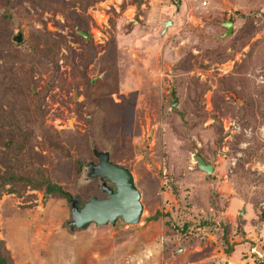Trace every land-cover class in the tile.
<instances>
[{"label": "rangeland", "instance_id": "374dc122", "mask_svg": "<svg viewBox=\"0 0 264 264\" xmlns=\"http://www.w3.org/2000/svg\"><path fill=\"white\" fill-rule=\"evenodd\" d=\"M103 1L0 7L11 39L59 41L18 48L23 145H0V173L17 177L0 191L12 264H264V0ZM92 144L132 171L140 221L71 226L69 197L105 195ZM42 169L52 193L29 180Z\"/></svg>", "mask_w": 264, "mask_h": 264}, {"label": "water", "instance_id": "95a60500", "mask_svg": "<svg viewBox=\"0 0 264 264\" xmlns=\"http://www.w3.org/2000/svg\"><path fill=\"white\" fill-rule=\"evenodd\" d=\"M181 4V0H176V7ZM170 20L164 21V29L170 25ZM222 26L225 27L224 35L231 34L232 22L225 20L222 22ZM85 36L89 34L83 30H79ZM23 34L20 29H15L12 39L15 41L23 40ZM171 105L175 104V92L171 89ZM96 156L99 158V162L89 161L92 170L89 176H98L100 180V188L105 193L106 197L101 198L96 195H92L87 198L82 204L80 203L79 195L75 197H69L71 202V226L87 227L90 223L96 222L102 225H116L117 221L121 218L125 223L132 224L140 221L144 205L141 201V192L134 183L133 173L128 167L120 166L111 160V154L109 151H103L93 149ZM194 158L200 169L210 173L213 171V165L209 160L201 155L199 150H195ZM113 184L114 189L110 188L106 181ZM264 218V211L260 212Z\"/></svg>", "mask_w": 264, "mask_h": 264}, {"label": "trees", "instance_id": "16d2710c", "mask_svg": "<svg viewBox=\"0 0 264 264\" xmlns=\"http://www.w3.org/2000/svg\"><path fill=\"white\" fill-rule=\"evenodd\" d=\"M10 0H0V7L9 3ZM98 0H73V2H82L83 7H86L90 4H93ZM132 2H137L141 4L146 2L147 0H131ZM13 13L8 14L3 17V22H0V145L5 147L6 149H10V147H15L16 145H23L22 137H24V133H22L21 128L19 127V114L17 112L23 111L21 104H14V100L11 103V98H15L16 92H18V87L20 86V80L22 76L17 75L15 66L16 62L22 59L19 55V49L22 46L28 48L33 54L42 56L44 52H47L49 55L50 50H48L47 44L51 46L57 45L59 47V41L54 40L50 37V34L46 33L36 34L34 32L31 33L29 37L23 38L22 42H13L12 39L7 34L5 30V25L3 23L6 20L12 19ZM81 26V25H80ZM83 31L89 32L88 27L81 26ZM45 50V51H44ZM46 94V93H45ZM44 95V94H43ZM45 96H43L40 100L44 101ZM40 104L42 102H39ZM42 108V107H41ZM19 143V144H18ZM8 170L11 166H7ZM239 168L244 171L243 164L239 166ZM36 180L29 179L32 185L35 186H44L46 193H52L57 189L56 184L51 182L44 169L41 170V175L38 176ZM17 179L16 176L6 175L0 173V191L3 188L5 183L11 182V180ZM261 215V214H260ZM0 264H12V260L9 256L7 249L5 248L4 241L0 239Z\"/></svg>", "mask_w": 264, "mask_h": 264}, {"label": "flooded vegetation", "instance_id": "af4514ba", "mask_svg": "<svg viewBox=\"0 0 264 264\" xmlns=\"http://www.w3.org/2000/svg\"><path fill=\"white\" fill-rule=\"evenodd\" d=\"M93 149H98L97 147H95L93 144H92V150ZM98 150H102V149H98ZM107 151V150H106ZM93 153H94V155H96V153H95V151L93 150ZM111 154V153H110ZM111 160L113 161V162H115L112 158H111ZM98 163L99 162V158L97 157V160L96 161H94V163ZM116 163V162H115ZM116 164H118V163H116ZM119 165V164H118ZM120 166H122V165H120ZM92 167H94L93 165H91V164H89V169H88V171L87 172H89L90 173V171L92 170ZM124 167H126V166H124ZM130 169V168H129ZM131 171V170H130ZM94 177H98V176H94ZM98 179V178H97ZM98 181H99V185H100V180L98 179ZM106 183H107V185L110 187V188H112V189H114V186H113V184L111 183V182H109L108 180L106 181ZM96 196H98V194H95ZM99 197H101V198H104V197H106V195H101V196H99ZM89 198V197H88ZM80 200H81V198H80ZM86 199H84L83 201L81 200V204L85 201ZM72 222V221H71Z\"/></svg>", "mask_w": 264, "mask_h": 264}, {"label": "crops", "instance_id": "0c3cea01", "mask_svg": "<svg viewBox=\"0 0 264 264\" xmlns=\"http://www.w3.org/2000/svg\"><path fill=\"white\" fill-rule=\"evenodd\" d=\"M121 1L122 0H107L106 2H110V3H113L112 5L113 6H115V8H116V6H117V3H121ZM104 2V1H103ZM106 2H104V3H106ZM135 6H137L136 4H134V3H131V4H129V6H127V10H131V12H130V15H131V17L130 18H134V11H135ZM144 6H146V2H143L142 3V7H144ZM118 7V6H117ZM102 11V10H101ZM101 11H98V12H101ZM106 13V12H105ZM106 20V19H105ZM167 20H170V19H167ZM165 21V20H164ZM170 22H171V20H170Z\"/></svg>", "mask_w": 264, "mask_h": 264}]
</instances>
